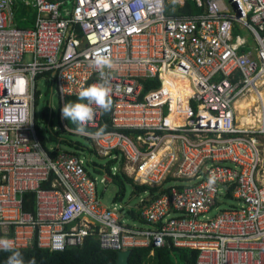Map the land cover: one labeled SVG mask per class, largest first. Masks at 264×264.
I'll return each mask as SVG.
<instances>
[{
    "label": "built area",
    "instance_id": "1",
    "mask_svg": "<svg viewBox=\"0 0 264 264\" xmlns=\"http://www.w3.org/2000/svg\"><path fill=\"white\" fill-rule=\"evenodd\" d=\"M188 1L201 11L167 10ZM21 7L33 24L17 25ZM98 49L112 61L107 130L99 109L81 128L61 115L100 81ZM40 81L57 91L63 130L114 159L113 174L157 188L139 200L142 221L103 203L81 151L42 145ZM244 96L255 120L240 128ZM252 134L264 135V0H0V237L15 250L59 251L94 235L105 250L172 244L198 249L196 264H264V154Z\"/></svg>",
    "mask_w": 264,
    "mask_h": 264
},
{
    "label": "trees",
    "instance_id": "2",
    "mask_svg": "<svg viewBox=\"0 0 264 264\" xmlns=\"http://www.w3.org/2000/svg\"><path fill=\"white\" fill-rule=\"evenodd\" d=\"M170 14L183 15L190 13H198L201 11L196 7L194 2L188 1L183 6H177L176 9H167ZM32 11V12H31ZM26 14H30L28 20H24L23 17ZM35 16V12L31 9L25 7L19 8L16 13V23L18 26H29L32 23V19ZM78 97H70L67 102H76ZM66 102V103H67ZM111 111V110H110ZM110 111L103 114L104 122L98 129L107 130L111 128L110 121ZM43 121L46 122L45 128L41 127L42 124L39 120L36 121V132L42 143V145L49 150L52 145L66 144L75 147V152L83 151L85 146L81 145L79 142L62 138L60 131H56L52 127L51 114L49 113V106L44 105L42 108ZM71 125L77 126L71 120H67ZM65 131V130H64ZM93 151L92 149H89ZM51 154H55V151H51ZM116 161L110 159L108 164L105 166L99 165L94 161H87V166H91L95 171L101 173H108L112 176L114 182L118 186V191L114 197L115 200L123 198L125 192V183H129L133 187V192H144L150 191L152 197L157 194V188L147 186L145 184L139 185L133 182V179L128 177L122 171H118L115 174L112 173V167L115 165ZM113 164V166H112ZM50 183H46L45 187L49 186ZM34 192H26L23 196V208L27 211H34ZM129 214L135 219L142 221L140 216V210L136 208H131ZM20 251L23 255L25 264L28 261L35 259V264H116L117 262V251L101 249L99 245V240L94 235H89L85 237L82 245L68 247L64 250L59 251H49L48 249L38 248L34 246L32 248L26 249H16ZM153 253L156 258L155 264H196V258L198 254V249L194 248H178L172 244L165 245L162 247L150 250L149 248H135L132 249L129 264H145L149 258L148 254ZM10 255L9 252L0 251V264H6L7 258Z\"/></svg>",
    "mask_w": 264,
    "mask_h": 264
},
{
    "label": "clouds",
    "instance_id": "3",
    "mask_svg": "<svg viewBox=\"0 0 264 264\" xmlns=\"http://www.w3.org/2000/svg\"><path fill=\"white\" fill-rule=\"evenodd\" d=\"M93 64L99 70L100 81L88 87H83L78 94V100L65 103L61 109L62 118L76 123L78 128L94 119L96 109L107 113L112 108V88L105 72L106 68H111L112 61L104 53V50L98 49L93 53ZM215 179V176L210 177L209 185L214 184ZM0 251L10 253L6 264H25L22 253L15 250L14 242L11 239L0 237ZM27 264H35V259L28 261Z\"/></svg>",
    "mask_w": 264,
    "mask_h": 264
},
{
    "label": "rangeland",
    "instance_id": "4",
    "mask_svg": "<svg viewBox=\"0 0 264 264\" xmlns=\"http://www.w3.org/2000/svg\"><path fill=\"white\" fill-rule=\"evenodd\" d=\"M241 34H247V31H241ZM39 88L42 92V96L39 99V103L37 105V111H36V116L38 118V120L40 121V123L42 124L41 127L45 128V124L46 122L43 121L42 117H41V112H42V108L43 106L46 104L49 106V102H50V107H52V109L55 112V115L52 118V127L56 130V131H60V135L62 138H67L76 142H79L81 145L85 146V149L81 152H79L82 156L87 157L88 160L90 161H94L95 163L105 166L106 164H108L110 158L108 156H100L98 155L94 149H93V145L91 143V141L81 135L78 134H70L67 131H64L62 129V124L61 122L58 120L57 118V112L59 109V97L57 94V91L54 89V91L51 93V91L49 90L47 83L45 81H40L39 82ZM262 135V139H264V135ZM59 145V147L61 149H67L70 151H74L75 147L73 146H69L66 144H60L57 143ZM89 149H92L93 151H90ZM113 166V164H112ZM116 165H114L112 167V171L113 168ZM88 170L91 172V174L97 179V188L98 191L101 195L102 201L103 203H105L106 205H113V203H123L124 205H126V209L129 208H136L138 207L139 204V200L141 197L146 196L149 197V195L145 194L144 192H133V187L131 184L129 183H125V192H124V196L123 198H121V200L117 199L115 200L114 197L118 191V186L114 183V182H109L107 183V185L105 186L104 183L101 182V178H102V173L95 171L91 166H87ZM236 200L233 199H229L224 205H228V204H236ZM214 213V212H212ZM211 213V214H212ZM149 258L147 259V261L145 262V264H155L156 263V258L154 256L153 253L148 254Z\"/></svg>",
    "mask_w": 264,
    "mask_h": 264
},
{
    "label": "bare ground",
    "instance_id": "5",
    "mask_svg": "<svg viewBox=\"0 0 264 264\" xmlns=\"http://www.w3.org/2000/svg\"><path fill=\"white\" fill-rule=\"evenodd\" d=\"M253 100L248 99V97H242L237 100L236 105L237 108L240 110V113L244 114L239 118L238 125L240 128L245 126L246 124H251L255 118L251 115L246 114L244 111L248 106L250 107L252 105ZM236 134H227V135H222L221 137H230L234 136ZM262 150V154H264V139H262L261 134H256V135H248ZM263 168L262 165H260L259 169L261 170Z\"/></svg>",
    "mask_w": 264,
    "mask_h": 264
},
{
    "label": "water",
    "instance_id": "6",
    "mask_svg": "<svg viewBox=\"0 0 264 264\" xmlns=\"http://www.w3.org/2000/svg\"><path fill=\"white\" fill-rule=\"evenodd\" d=\"M130 254H131V250L117 251L116 264H129Z\"/></svg>",
    "mask_w": 264,
    "mask_h": 264
},
{
    "label": "crops",
    "instance_id": "7",
    "mask_svg": "<svg viewBox=\"0 0 264 264\" xmlns=\"http://www.w3.org/2000/svg\"><path fill=\"white\" fill-rule=\"evenodd\" d=\"M32 10V9H31ZM32 12V11H31ZM29 18H30V15H29ZM33 20H34V18L32 19V23L31 24H33Z\"/></svg>",
    "mask_w": 264,
    "mask_h": 264
}]
</instances>
